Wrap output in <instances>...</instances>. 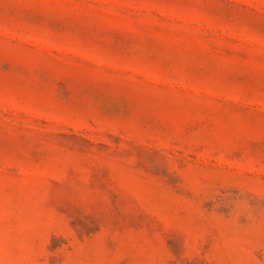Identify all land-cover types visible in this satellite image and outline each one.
Instances as JSON below:
<instances>
[{
    "label": "rangeland",
    "instance_id": "374dc122",
    "mask_svg": "<svg viewBox=\"0 0 264 264\" xmlns=\"http://www.w3.org/2000/svg\"><path fill=\"white\" fill-rule=\"evenodd\" d=\"M0 264H264V0H0Z\"/></svg>",
    "mask_w": 264,
    "mask_h": 264
}]
</instances>
